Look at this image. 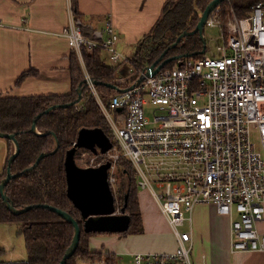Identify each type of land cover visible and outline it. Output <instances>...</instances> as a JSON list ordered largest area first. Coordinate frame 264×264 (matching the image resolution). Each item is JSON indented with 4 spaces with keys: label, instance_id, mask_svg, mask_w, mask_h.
I'll use <instances>...</instances> for the list:
<instances>
[{
    "label": "built area",
    "instance_id": "obj_1",
    "mask_svg": "<svg viewBox=\"0 0 264 264\" xmlns=\"http://www.w3.org/2000/svg\"><path fill=\"white\" fill-rule=\"evenodd\" d=\"M221 12L220 7L212 11L205 27L222 32ZM71 15L62 35L81 58L84 48H100L113 64L129 63L117 48L119 34L109 18L85 33L89 26ZM231 16L228 39L221 35L217 55L180 60L152 76L139 69L134 88L108 103L86 76L115 142L106 154L95 155L102 160L91 166L111 162L114 191L119 160L127 159L138 187L152 191L177 236L176 251L136 253L134 264H205L192 259L191 232L178 230L193 223L201 204H212L231 219L233 251H264L258 228L264 221V3L244 17Z\"/></svg>",
    "mask_w": 264,
    "mask_h": 264
},
{
    "label": "trees",
    "instance_id": "obj_2",
    "mask_svg": "<svg viewBox=\"0 0 264 264\" xmlns=\"http://www.w3.org/2000/svg\"><path fill=\"white\" fill-rule=\"evenodd\" d=\"M213 0H168L163 7L162 15L136 48L130 58L132 67L136 70L146 69L153 65L162 53L185 31H193L198 25L206 7ZM259 2L264 0H225L219 7L222 9L220 20L223 24L221 34L228 39L225 23L228 13L234 10L238 17L246 16ZM76 16L80 17L74 3ZM86 33V32H85ZM204 43L199 34L188 35L181 42L169 50L164 59L178 57L167 63L163 69L174 68L180 60L199 59L207 54L194 55L202 50ZM103 50L100 48L89 52L82 50V56L89 77L97 82L95 89L102 98H110L118 93L109 87L110 84L119 88H127L134 84L137 76L124 86L116 83L120 65H109L102 58ZM186 54H193L186 57ZM138 74V73H137ZM25 76V75H23ZM71 93L64 96H33L26 98L0 97V132L15 134L20 144V151L11 166L13 174L20 176L11 180L5 192L12 200L14 207L22 209L26 206L32 208L22 214L11 212L3 198L0 196V224L18 226L17 234L24 237L26 245V260H3L5 250L0 249V264H60L64 254L70 247L74 237L73 224L53 212L44 205L57 207L69 213L79 222L82 229L81 239L75 254L66 264H118L117 255L103 254L89 250V239L94 234L86 233L83 228L84 220L80 210L73 204L67 194V178L65 159L67 152L77 141L79 131L83 128H102L113 140L108 129L107 120L93 95V91L86 82L84 71L79 63L75 51L71 55ZM83 89L80 98L79 90ZM71 104L69 107L58 108L47 114L45 110L54 105ZM39 119H36L38 115ZM36 122L38 133L54 132L59 140V147L54 154L42 159L38 167L30 173H24L31 167L40 154L51 152L56 147L55 137L51 134L41 135L31 131ZM9 144L8 158L13 154V143ZM78 160V156H76ZM7 167L0 175V184L7 175ZM119 167L126 181L117 183L116 196L123 205L127 201L126 212L131 217V225L127 232L143 233L142 216L139 208L138 192L135 171L128 160L120 159ZM116 189V188H115ZM127 198V199H126Z\"/></svg>",
    "mask_w": 264,
    "mask_h": 264
},
{
    "label": "crops",
    "instance_id": "obj_3",
    "mask_svg": "<svg viewBox=\"0 0 264 264\" xmlns=\"http://www.w3.org/2000/svg\"><path fill=\"white\" fill-rule=\"evenodd\" d=\"M167 1L0 0V97L17 99L64 96L71 93V55L74 50L62 32L71 20V11L75 14L74 3L80 18L89 26L84 30L86 33L90 32V28L104 26L108 18L113 22L119 34L117 48L128 57L131 64L130 58L161 17ZM76 55L86 78L88 72L85 61L77 53ZM101 55L109 65H115L110 61L108 53L103 51ZM122 66L116 82L125 73ZM100 98L103 100L101 96ZM0 145L1 175L7 166L5 162L10 144L6 138L0 137ZM135 178L137 182L136 173ZM138 199L143 233H129L122 238L108 236L117 233L94 234L89 239L90 251L113 254L106 246L111 247L116 240L142 246L141 244L159 243L167 237L172 240L168 249L154 246L150 248L160 250L136 249L132 254L170 253L177 249V236L152 191L139 188ZM258 228L264 232V221L258 224ZM230 230L231 219L219 215L214 205H198L193 213V223L189 224L187 230L192 235V259L205 264H264V251H233ZM160 233L164 235L159 237ZM201 240L206 245L202 250L197 249L194 254V246Z\"/></svg>",
    "mask_w": 264,
    "mask_h": 264
},
{
    "label": "water",
    "instance_id": "obj_4",
    "mask_svg": "<svg viewBox=\"0 0 264 264\" xmlns=\"http://www.w3.org/2000/svg\"><path fill=\"white\" fill-rule=\"evenodd\" d=\"M225 0H213L204 10L200 21L193 31L183 32L176 40V42L170 45L159 57V59L150 67L146 68V75L152 76L157 74L164 66L172 60L179 59L178 57H170L164 59L169 50L175 48L181 40L188 36L199 34L204 47L202 50L194 52V55H203L207 50V41L205 39V26L212 11H214ZM193 54H186V57H191ZM92 81L94 86L97 82ZM143 81L140 78L137 82L139 84ZM87 82V80H86ZM88 84V83H87ZM135 85H131L127 88H119L117 85L110 84L109 87L117 90L118 92H124L134 88ZM80 98L83 93V89L79 90ZM71 104L54 105L44 111L45 114L58 109L69 107ZM42 114L38 115L36 119H39ZM37 120H34L31 131L38 133L36 128ZM41 135L51 134L55 137L56 147L51 152H44L39 155L36 162L26 169L24 173L33 172L43 158L54 154L59 147V140L54 132L38 133ZM0 137L11 140L15 145V150L10 156L7 167V175L0 184V196L3 198L7 208L14 214H22L29 211L32 206H26L22 209L14 207L12 200L5 192V188L8 183L20 176V174H13L11 166L15 161L20 151V144L15 134H8L0 132ZM113 148V142L111 138L102 128H83L79 131L77 141L73 144V147L67 152L65 159V170L67 178V194L73 204L80 210L82 218L84 220L83 228L86 233H117L123 234L127 232L131 225V217L126 212L127 201H125L122 207L117 206L115 193L109 181V170L111 168V162H106L98 167H83L78 165L76 160L77 152L81 149L90 151L97 155L99 153L106 154ZM127 199V198H126ZM45 208H49L53 212L63 217L66 221L74 226V237L72 244L67 249L60 264H66L67 261L75 254L81 239L82 229L79 222L75 220L69 213L50 205H44Z\"/></svg>",
    "mask_w": 264,
    "mask_h": 264
},
{
    "label": "rangeland",
    "instance_id": "obj_5",
    "mask_svg": "<svg viewBox=\"0 0 264 264\" xmlns=\"http://www.w3.org/2000/svg\"><path fill=\"white\" fill-rule=\"evenodd\" d=\"M233 14H236V13L234 10L233 11L231 10L228 13L227 20H229V18L232 17L231 15H233ZM227 20H226V22H227ZM225 27H226V23H225ZM204 34H205L204 35L205 39L207 41V50H206L207 54L210 56L217 55L218 54V51H217L218 46H221L224 44V40L221 36L222 35L221 30L217 27H215V28L205 27ZM224 35H226V34H224ZM122 68H124L125 73L122 77L118 78L116 83H118L119 85H125L127 81L131 82L136 77V70H134V68L131 66V64L125 62L123 64ZM98 96L100 98L99 94H98ZM108 101H109V98H103L104 103H108ZM255 138H256V133L253 132V139L255 140ZM3 140L4 139H1V141H3ZM113 143H115V142L113 141ZM13 146H14V144H13ZM13 150H15V147H13ZM1 157H2V152H1V145H0V159H1ZM8 160H9V158H7V160L5 162V166L8 164ZM101 160L102 159H100V157L96 158L95 154L91 153L90 151L82 150V152L78 156L77 162L80 166H91V164L93 162L98 163ZM125 160H127V159H125ZM133 169L135 171L134 165H133ZM118 173H119L118 178H119L120 183L122 181H126L125 180L126 178L123 175V173L121 171H119ZM115 188H114V193H115V197H116L117 206L120 207L122 205L121 201L116 196L118 187L116 186ZM188 227H189V224L186 223L183 226H179L178 230L181 233H184V232H187ZM17 232H18V226H16V225L0 224V249L5 250V255L3 256V260L18 261V260H24L27 257L24 237L18 235ZM163 235H164L163 233H160L159 237H162ZM108 236H115L116 238H120V237L122 238V236H124V235L123 234H113V235H108ZM174 237L175 236L173 234V238ZM171 243H172V240H170V237L169 238L167 237V238L161 240L159 243L141 244L142 246H135V245H132V243L130 244V242L129 243L125 242L124 240H116L111 247L106 246V249L109 250L111 253L117 255L118 264H134L133 263L134 255L132 254V252L136 251V249L137 250L138 249H141V250L148 249L150 251L160 250V249L150 248V247H154V246H156V247L158 246L161 249H165V248L168 249L171 246ZM205 245H206L205 242H203L202 240L200 241L199 244L197 242V244L194 246V254H195L197 249H198V251L202 250L203 246H205ZM187 246H190V242H187ZM178 247H179V245H178ZM178 247H177V249H178ZM176 250H174V251H176ZM81 264H88V263L87 262H81Z\"/></svg>",
    "mask_w": 264,
    "mask_h": 264
},
{
    "label": "flooded vegetation",
    "instance_id": "obj_6",
    "mask_svg": "<svg viewBox=\"0 0 264 264\" xmlns=\"http://www.w3.org/2000/svg\"><path fill=\"white\" fill-rule=\"evenodd\" d=\"M174 57V56H173ZM124 205V204H123ZM123 205H121L120 207H122Z\"/></svg>",
    "mask_w": 264,
    "mask_h": 264
}]
</instances>
